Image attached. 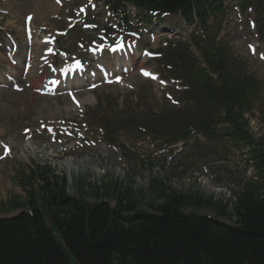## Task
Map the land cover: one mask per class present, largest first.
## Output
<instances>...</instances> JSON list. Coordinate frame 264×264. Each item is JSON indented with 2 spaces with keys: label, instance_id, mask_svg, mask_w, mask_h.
Segmentation results:
<instances>
[{
  "label": "trees",
  "instance_id": "trees-1",
  "mask_svg": "<svg viewBox=\"0 0 264 264\" xmlns=\"http://www.w3.org/2000/svg\"><path fill=\"white\" fill-rule=\"evenodd\" d=\"M128 1L162 12L190 14L196 7L204 15L206 5L216 0ZM215 63L222 89L215 92L211 80L204 77L209 114L192 128L207 131L218 124L222 107L227 109L224 120L235 123L239 136L246 139L235 108L241 114L243 108L249 109L245 106L253 84L248 79L233 80L217 59ZM164 117L159 116L158 122L149 116L142 126L156 134L164 126L166 134L174 129ZM178 124L176 139L185 138L187 129ZM61 181L44 176L43 185L9 208L29 212L0 220V264H71V258L76 264H264V182L248 184L232 207L200 192L167 194L165 189L157 195L163 202L150 205L155 215L140 212V199L117 185L97 188L95 192L104 190L109 201L90 205L67 196ZM111 202L117 203L114 209ZM197 210H209L232 223L199 215Z\"/></svg>",
  "mask_w": 264,
  "mask_h": 264
},
{
  "label": "rangeland",
  "instance_id": "rangeland-1",
  "mask_svg": "<svg viewBox=\"0 0 264 264\" xmlns=\"http://www.w3.org/2000/svg\"><path fill=\"white\" fill-rule=\"evenodd\" d=\"M44 1L31 0L20 7L19 1L11 0L8 9L1 10L8 12L4 22V30L9 29L10 32L8 33L23 40L24 17L32 13L30 10L33 7L43 8L40 16L46 22H36L35 30L38 33L44 28L51 31V33L55 30H63L67 26L66 20L72 17L78 18L80 7L85 6L87 2V0H65L60 3L59 9L53 12L44 5ZM101 7L104 8L105 12ZM106 8L101 5L97 10L99 13L91 11L86 17L97 26L101 24L106 26L108 18L112 17L111 14L106 13ZM249 12L253 16V11L249 10ZM132 19L135 20L134 16ZM113 24L114 22L110 23V25ZM135 24L131 22L128 28L135 29L137 27ZM97 34L98 32L93 35L84 33L81 31V27L77 26L74 32L63 37L64 43L62 46L69 50V53L76 54L79 52L77 43L83 42L80 38L93 36L92 39L95 40ZM145 38L146 42L143 49H154L160 46L159 43L156 45L150 37ZM226 38H228V46L232 48L237 60H239L235 62L234 59H231V68L233 67L237 72L247 71V73L261 80L262 85L259 89L263 92L258 95L255 108L260 116V120H256V122L264 126V47L262 45L256 54L253 52L252 45L259 46L257 30L255 31L251 22L248 27L243 16H239L238 7H235L231 14ZM34 54H36L35 51ZM0 60H3V58H0ZM144 65L139 62L138 68L153 70L156 67L153 61H148ZM140 77L139 71L133 72L129 76H125L119 85L103 87L96 92H82L79 100L84 104L85 114L89 108L96 106L98 95L110 94L114 100L118 99V103L121 104L124 98L138 93V87L143 90L152 87ZM42 78V76H39L38 79L42 80ZM36 84L37 82L31 79L30 81L23 80L21 88L24 89V92L22 93L14 92L12 89L0 90L1 140L3 143L11 145L13 152L11 157L0 163V205L8 206L10 201L19 200L20 197L25 198L27 196L26 191H32L30 183L36 184L42 180V178L33 175V170L37 165L42 168L50 167L52 172L59 177L65 176L68 184V194L71 196L78 197V191L80 190L78 185H85L87 187L86 192L89 193L86 199L90 202H94V195L91 194L93 188L102 185L104 182L117 181L118 183L122 182L125 186L130 185L143 199V208L147 211H151L149 206L151 200H154L152 194L148 191V182L152 175L167 178L166 180H169L168 185H171L173 190L191 193L198 191L204 196L213 198L214 202L228 203L230 207L233 202L231 201L230 191L236 190V184L230 181L232 177L229 172L234 170L240 179H248L254 176L251 166L246 162L247 157L242 154L239 155L242 151L239 149L233 150L219 143L206 142L196 145L191 152L187 153L177 163L185 162V166L178 168L177 171H173L174 164L169 166V160L168 162L164 161V157L158 152L162 146L155 140L144 138V135H140L139 131L118 133L119 143L124 148L108 145L102 131L96 126L97 122L86 124L88 120L86 118L87 121H85V115L78 113L81 108L75 107L69 100L64 98L40 97L35 92ZM164 87L162 83L155 81L154 88L160 105L164 103L163 98L169 89L165 91ZM63 123L67 124L65 130L69 131L72 137L68 138L65 135L70 134L64 133L63 135L61 133ZM72 124L81 127L74 132ZM44 126L56 128L57 138L64 145L60 146L53 143L52 139L54 137L46 136L45 132L42 131ZM88 127L91 129L89 130ZM24 129H30L31 134L24 135ZM259 132L263 133V130L260 129ZM31 136L32 138L26 141V138ZM79 140H81L80 144ZM125 145L134 147L135 153L126 149ZM69 153H71V157L68 155ZM1 156L2 150L0 149ZM66 159L74 160L73 167L60 169V164ZM141 160H152L156 164L154 171L143 170ZM206 164L213 167L208 172L209 177L204 176L201 172ZM133 166H135V171H133ZM158 166H165V168L161 169ZM190 166H192V171L189 169ZM159 170L164 173H160ZM184 172H187L186 176L180 178L179 176ZM196 173L200 175L201 180L198 179ZM4 209L7 208L4 207ZM197 213L216 216L215 213L209 210H197ZM0 214L4 215L5 213L4 211L1 212L0 209ZM218 218L232 223L227 218ZM71 264H76L73 258H71Z\"/></svg>",
  "mask_w": 264,
  "mask_h": 264
},
{
  "label": "bare ground",
  "instance_id": "bare-ground-1",
  "mask_svg": "<svg viewBox=\"0 0 264 264\" xmlns=\"http://www.w3.org/2000/svg\"><path fill=\"white\" fill-rule=\"evenodd\" d=\"M47 8H50L51 11L56 12V8L53 7L51 4H48V5H47ZM114 62H116V61H114ZM124 64H125L126 67L131 66V64H129V60H127V62H123V66H124ZM128 64H129V66H128ZM132 64H134V62H132ZM117 66H119V65H117V62H116V67H117ZM120 66H121V64H120ZM63 165H65V164H63ZM68 165H69V164H68ZM68 165H66V166H68Z\"/></svg>",
  "mask_w": 264,
  "mask_h": 264
},
{
  "label": "snow or ice",
  "instance_id": "snow-or-ice-1",
  "mask_svg": "<svg viewBox=\"0 0 264 264\" xmlns=\"http://www.w3.org/2000/svg\"><path fill=\"white\" fill-rule=\"evenodd\" d=\"M5 154H8L7 146H5Z\"/></svg>",
  "mask_w": 264,
  "mask_h": 264
}]
</instances>
